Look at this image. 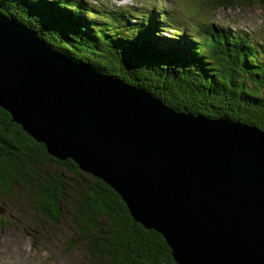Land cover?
I'll return each mask as SVG.
<instances>
[{
  "label": "water",
  "instance_id": "water-1",
  "mask_svg": "<svg viewBox=\"0 0 264 264\" xmlns=\"http://www.w3.org/2000/svg\"><path fill=\"white\" fill-rule=\"evenodd\" d=\"M0 109L113 190L176 264H264V129L174 110L1 11Z\"/></svg>",
  "mask_w": 264,
  "mask_h": 264
},
{
  "label": "trees",
  "instance_id": "trees-1",
  "mask_svg": "<svg viewBox=\"0 0 264 264\" xmlns=\"http://www.w3.org/2000/svg\"><path fill=\"white\" fill-rule=\"evenodd\" d=\"M206 2L222 9L264 4ZM161 7L0 0L3 14L73 63L140 86L174 110L263 130L264 40L210 21L188 26ZM13 199L48 224L69 223L66 246L80 249L88 264H176L163 237L134 222L113 190L70 160L49 157L0 109V208Z\"/></svg>",
  "mask_w": 264,
  "mask_h": 264
},
{
  "label": "rangeland",
  "instance_id": "rangeland-1",
  "mask_svg": "<svg viewBox=\"0 0 264 264\" xmlns=\"http://www.w3.org/2000/svg\"><path fill=\"white\" fill-rule=\"evenodd\" d=\"M98 1L117 7H133L137 2L162 5L165 11L171 8L185 25L210 21L215 27L223 26L231 31L249 34L257 42L264 40V4L222 9L211 8L207 0ZM0 209V264H88L80 249L66 246L65 241L73 236L69 223L48 224L30 212L24 200L13 199V202L8 201L5 205L1 203ZM34 225L39 232H36Z\"/></svg>",
  "mask_w": 264,
  "mask_h": 264
}]
</instances>
